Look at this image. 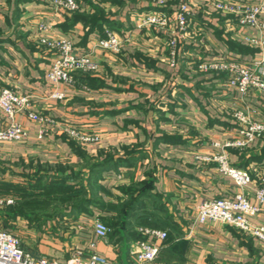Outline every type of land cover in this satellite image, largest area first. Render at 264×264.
<instances>
[{"label": "crops", "instance_id": "obj_1", "mask_svg": "<svg viewBox=\"0 0 264 264\" xmlns=\"http://www.w3.org/2000/svg\"><path fill=\"white\" fill-rule=\"evenodd\" d=\"M156 1L79 0V11L66 13L53 0H0V86L29 96L33 112L60 121L39 139V126L23 113L17 116L27 137L0 144V188L13 189L4 198H12L15 205L23 190L31 192L37 182L44 185L70 173L74 181L86 184L90 164L109 162L97 172L94 198L111 211L91 204L76 223L99 216L109 226L108 238L95 247L113 264H132L130 251L146 239L144 229L168 232L167 240L158 243L156 260L144 264H264V248L257 239L231 226L196 221V207L203 200L245 193L260 208L249 222L264 226V203L256 197L264 178V138L243 151L223 148L234 137L233 111L256 110L253 118L264 122V96L225 95L217 76L195 68L203 59L227 55L249 64L261 62L264 31L242 28L232 34L224 28L227 17L209 6V0H193L192 20L202 29L195 41L192 36L179 40L177 62L171 67L166 41L173 36L171 30L144 33L137 20L140 13L160 10L172 16L167 15L172 24L178 0L163 9ZM105 27L128 36L119 61L94 48ZM54 38L70 41L77 56L93 50L97 73L88 79L76 76L72 85L49 82L54 55L40 39ZM5 122L0 113V129ZM73 126L98 140L83 144L71 138L65 130ZM221 152L228 154L231 166L250 172L251 184L242 189L215 164L203 161ZM126 205L130 209L124 216L117 209ZM113 218L118 223L114 230L109 225ZM2 222L3 228L31 223L21 216ZM92 240L80 241L77 248Z\"/></svg>", "mask_w": 264, "mask_h": 264}, {"label": "built area", "instance_id": "obj_2", "mask_svg": "<svg viewBox=\"0 0 264 264\" xmlns=\"http://www.w3.org/2000/svg\"><path fill=\"white\" fill-rule=\"evenodd\" d=\"M175 0H157L156 6L163 9ZM55 6L63 12L72 13L79 10L78 0H53ZM193 0H178L173 15L172 24L165 11H154L140 13L137 15L139 26L144 28H159L172 32L168 47L171 52L168 57V64L174 67L177 60V48L179 40L186 35L191 22L193 12L189 9ZM240 0H215L211 5L219 14L233 16L227 17L224 24L228 31L232 29L251 28L258 32L264 31V3L242 4ZM104 37L94 45L108 54H118L121 51L122 40L117 30L105 27ZM40 43L54 55L53 63L46 75L49 82L58 85L60 83L73 84L75 73L96 72L98 64L93 60V50L87 51L80 56L75 55L73 45L63 38L52 40L40 39ZM262 62V63H261ZM261 62L249 64L239 61L233 56L227 55L215 59H203L195 68L205 75L218 77V87L225 95H236L246 98L251 93L257 92L264 96V79L254 73L255 68L264 63V56ZM254 67V68H253ZM234 93V94H233ZM56 97L62 98L63 95ZM30 97L20 95L12 89L0 86V113L3 116L5 126L0 129V144L19 142L27 137L26 129L16 121L19 114H25L29 121L39 126L38 138L45 136L47 128L55 124L50 116L33 112L30 108ZM256 110H235L231 114L235 126L232 128L234 137L227 140L223 148L243 151L255 141L264 138V122L253 118ZM76 131V130H75ZM74 130L68 132V136L77 139L79 142H96L98 138H86ZM217 146V145H216ZM216 165L217 170L230 177L234 183L244 189L252 183L253 179L247 169L233 167L229 163L228 154L221 152L203 159ZM260 186L256 192L259 203H264V178L260 179ZM14 205L12 198L0 197V210ZM259 206L250 202L248 194L237 193L232 197L215 198L203 200L196 207V221L199 224L208 222L231 226L240 232L257 239L264 248V226H255L249 222V218L257 215ZM93 240L84 248H76L70 254L60 257H50L39 252H33L22 246L17 234L5 229L0 223V264H113L112 261L100 255L96 251V242L105 241L111 230L99 218L90 220ZM141 233L146 237L140 241L134 251H130L132 264L150 263L156 260L160 253L161 246L158 243L167 240L168 232L158 229H144Z\"/></svg>", "mask_w": 264, "mask_h": 264}, {"label": "rangeland", "instance_id": "obj_3", "mask_svg": "<svg viewBox=\"0 0 264 264\" xmlns=\"http://www.w3.org/2000/svg\"><path fill=\"white\" fill-rule=\"evenodd\" d=\"M240 1H241L240 3L246 4V5L251 4V3L254 4L251 1H246V0H240ZM214 2H215V0H209L208 5L211 6ZM79 9H80V7H79ZM78 11H76V12H78ZM72 13H74V12H72ZM227 17H229V19H231L233 16H227ZM169 18L172 19V16L170 15ZM191 20H192V18H191ZM197 23H199L198 20H192L188 26V29H187L185 36H188V37L192 36L191 41H195L197 39V37H198L197 35L199 34L197 32H198L199 28L202 29V27L200 25H198ZM224 28L227 30V28H229V27H227V25L224 24ZM143 29H144L143 31H145L144 33H146L147 30L149 32H151L153 30L152 27L151 28L144 27ZM241 29L242 28L232 29L233 30L232 32L228 31V30L227 31L234 34ZM158 30L163 31V29H159V28H158ZM190 32H191V34H190ZM195 33H197V35H195ZM228 34H230V33H228ZM185 36H183V37H185ZM119 37L123 38V40L121 39L122 43H123V41L125 42L128 39V36L126 37L124 34L122 36L119 34ZM170 39H171V37L169 38V36H168V40H170ZM146 40H147V38H146ZM168 40H166L167 43H169ZM181 40L183 41V38ZM155 43L157 46L158 43H160V42L157 41ZM170 52H171V49L169 48L168 53L170 54ZM102 54H106V53L103 52ZM118 54H120V53H118ZM118 54H115V55L109 54L110 55L109 57L110 58L115 57V59L119 61L120 56H118ZM168 57H169V55H168ZM176 62H177V60H175V65H176ZM259 67H260V69H257ZM257 68L253 69L254 73L260 75L264 79V75L261 73L262 71H264V66L261 65V66H258ZM97 71L96 72H87V73H75L73 75L74 76V82L76 81L75 80L76 76H80V75L81 76H92V75L96 74ZM70 85H72V84H70ZM56 95H60V94H56ZM38 113H41L42 115H45V116H49V115L42 113V112H38ZM51 118H53V117H51ZM53 119L56 122H60L56 118H53ZM74 127L77 128V130ZM71 130H74V131L76 130L75 133H79L80 136L83 135L86 138H94L96 136V135L91 134L90 132L88 133L87 131H85L87 133L82 132L83 130L80 129V127L78 128L77 126H73L72 128H67L65 130V132L68 134V132H70ZM75 140H77V139H75ZM80 143L91 144V142L90 143L89 142H86V143L80 142ZM44 198H40L34 204H31V205H27V204H21L20 205V207H22L26 211V212H24V214L32 216V217L33 216L43 217L42 219H40L41 225H39L38 222L36 223V222L32 221L28 225H25V227H23V228L18 227V226L17 227L12 226L10 228H5V229L13 231L15 234H17L19 240L21 241L22 246L28 250H31L33 252H35V251L39 252L41 250V252H45V253L50 254V255H56V256L64 255V257L67 258L66 255L73 252V250L77 248V245L80 241L87 240V239L92 237V230H91V226H90V221L77 224L76 223L77 217L71 218L68 215H66V213H68L69 210L71 209V207L73 208L76 203L73 201L64 200L63 195H60L59 193L57 195H54L52 200H50V202L48 204H47V201L44 200ZM4 209H2V210H4ZM29 211H31V212H29ZM82 215H84V213H82ZM79 216H81V214ZM94 217L99 218L101 220V218L99 216L98 217L94 216ZM94 217H92V218H94ZM0 220H4V218L2 216H0ZM7 221H9V219ZM2 224H3V222H2ZM125 249L126 248H123L122 252L125 253Z\"/></svg>", "mask_w": 264, "mask_h": 264}, {"label": "trees", "instance_id": "obj_4", "mask_svg": "<svg viewBox=\"0 0 264 264\" xmlns=\"http://www.w3.org/2000/svg\"><path fill=\"white\" fill-rule=\"evenodd\" d=\"M78 17V16H75ZM241 52H246L247 50H240ZM81 76V75H80ZM85 79H88V76H83ZM73 147L74 145L70 143ZM109 160V159H108ZM110 161V160H109ZM107 162V161H106ZM107 163H104L102 165L97 164H90V174L89 178L85 184L82 180H79L78 182L74 181L73 176L74 174L70 173L68 174V178H53L50 182H47L46 184H42L40 182H37L35 186H31V192H28L27 190L20 194L19 199L17 203L14 206L5 208L4 210H0V216L4 218V222H7V219L14 218L15 216H21L26 217L30 220V222H38L39 225H41L40 219L43 217L41 216H29L24 214L25 209L20 207L21 204H27L31 205L34 204L37 200L40 198H44L45 201H47V204L52 200L54 195H57L58 193L60 195H63V199L66 201H73L76 204L74 207L69 210L66 215L69 217L76 218L82 213L88 212V207L91 204L97 205L101 209H105V211L110 212L111 208L108 207V205L100 203L96 198H94L95 193L97 192V188L94 189V186L97 182V172L100 169H103L107 167ZM77 177V176H75ZM12 188L7 186V189L0 188V197H6L5 195H13L12 194ZM4 194V195H3ZM136 203V202H135ZM127 209V210H126ZM129 205L123 206L117 211L121 215H128ZM130 211V210H129ZM31 212V211H29ZM101 221L105 223L102 219ZM3 222V224H4ZM40 222V223H39ZM106 224V223H105ZM118 223L115 222L114 218L112 219V222L109 223L111 225V228L114 230L115 226ZM107 225V224H106ZM108 226V225H107ZM109 227V226H108ZM168 238V237H167ZM36 252V251H35Z\"/></svg>", "mask_w": 264, "mask_h": 264}]
</instances>
